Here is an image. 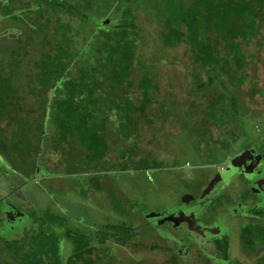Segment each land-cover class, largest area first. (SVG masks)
<instances>
[{
    "label": "rangeland",
    "instance_id": "374dc122",
    "mask_svg": "<svg viewBox=\"0 0 264 264\" xmlns=\"http://www.w3.org/2000/svg\"><path fill=\"white\" fill-rule=\"evenodd\" d=\"M25 1L14 2L19 6V21L9 16L0 21V66L5 72L14 69L12 48L21 46L16 83L21 87L24 109L17 116L18 131L16 122L6 131L15 130L21 139L26 138V130V135L32 131L31 140L39 135L36 142L41 150L25 156L13 149L14 140L5 139V151H0V264L15 261L16 254L22 256L30 241L39 249L44 234L68 256L72 246L65 231L100 234L105 224L118 222L137 227L135 241L146 244H106H113L116 256L123 260L135 257L147 264H171L170 252L163 249L172 246L181 251L180 258L186 261L183 264H221L219 252L207 240V231L211 232L207 226L211 225L230 238L231 259L223 264H256L264 246L247 254L240 244L239 227L254 220L247 216L253 203L264 207V158L256 177L230 169L207 199L201 196L215 179L216 167L241 149L252 145L264 156V45L255 41L250 45L247 81L231 83L223 74L209 85L208 72L192 62L186 45H162L155 0H135L132 5L142 27L138 45L142 62L136 63L132 79L136 83L140 71L151 73L157 85L152 93L154 103L133 126V112L130 117L125 112L121 115L113 108L115 101L103 102L107 107L100 118H108L111 151L105 161L91 162L73 140L57 147L58 135L52 133L55 89L46 96L26 84L27 80L35 84L34 63L49 46L43 45L42 33L32 32L33 39L27 40L31 31L24 24L31 13L21 8ZM94 1L109 7L107 17H114L111 1ZM11 3L4 0L2 5L9 7ZM66 18L72 26L73 44L81 47L85 35L80 19ZM50 31H54L53 26ZM126 88L136 102L140 101L136 85L133 90L130 85ZM220 94H226L227 101L215 104L210 111ZM231 94L238 110L228 101ZM27 143L22 140L19 145L22 148ZM186 195L194 199L185 203ZM179 208L196 211L193 226L201 232L189 229L186 223L179 227L169 220L161 223L168 211Z\"/></svg>",
    "mask_w": 264,
    "mask_h": 264
},
{
    "label": "trees",
    "instance_id": "16d2710c",
    "mask_svg": "<svg viewBox=\"0 0 264 264\" xmlns=\"http://www.w3.org/2000/svg\"><path fill=\"white\" fill-rule=\"evenodd\" d=\"M3 1L0 0V21L8 16L19 21L16 13L19 6L14 2L20 0H10L9 7L2 5ZM109 1L115 12L112 18L107 17L109 7L94 0H28L21 7L31 13L25 14L24 25L31 31L27 40L33 39L32 32L42 33L43 45L49 46L41 51L39 60L34 63L35 84L31 80L26 84L29 88L34 87L37 94L46 96L55 89L52 133L58 135L57 147L73 140L82 147L84 157L91 162L105 161L111 151L108 118H100L107 107L103 102L115 101L113 108L121 115L125 112L130 117L133 112V126H136L137 117L153 104L152 93L157 89L149 71H140L137 82L131 81L136 63L142 62L138 57L142 27L132 5L135 0ZM154 8L160 16L158 32L162 45L166 48L186 45L192 62L208 72L209 85L223 74L231 83L239 81L242 84L248 80L245 69L251 55L250 45L254 41L264 45V0H155ZM67 16L80 19L85 35L83 47L73 44L72 26ZM52 26L53 32L50 31ZM18 47L12 48L10 54L14 69L5 72L0 66V151H5L4 141L7 139L1 134L2 123L10 126L17 121L18 115L13 111L22 107L21 87L16 83V70L21 64V46ZM129 85L132 88L136 85L140 101L136 102L127 93ZM225 96L220 94L210 106V111H214L215 104L227 101ZM228 97L233 110H238L235 96L231 94ZM26 132L29 131H25V139L17 138V132H12L10 137L15 142L13 149L25 156L41 150L39 142H36L39 135L31 140L33 132L27 135ZM22 140L28 143L21 148L19 142ZM77 144L75 147H79ZM31 170H36V163ZM96 186L102 188L98 182ZM249 211L248 216L254 220L239 227V240L247 254H254L264 246V207L252 206ZM136 228L118 222L105 224L99 229L100 234L94 235L67 230L65 236L72 246L68 256L58 244H53L50 235L44 234L39 249L34 241H30L27 251L22 256L16 254L15 261H10V264H147L135 257L133 261L130 260L132 257L123 260L116 256L117 249L113 244L106 246L109 242L127 247L146 246L135 241ZM215 247L221 256L217 259L222 261L221 264L231 259L229 236L216 239ZM163 251L170 252L168 260L171 264L186 262L180 258L181 251L172 246L164 247ZM256 264H264V254Z\"/></svg>",
    "mask_w": 264,
    "mask_h": 264
},
{
    "label": "flooded vegetation",
    "instance_id": "af4514ba",
    "mask_svg": "<svg viewBox=\"0 0 264 264\" xmlns=\"http://www.w3.org/2000/svg\"><path fill=\"white\" fill-rule=\"evenodd\" d=\"M263 158H264L263 154L261 152L257 151L256 149H254L252 145H249V146L241 149L235 155L231 156L230 158H227V160L225 162H221V163H224L222 166L216 167L215 176L213 175L215 179L213 180L211 178L213 181L210 184V188L207 189L206 191H204L203 192L204 194L201 197H203V200L207 199L209 197L208 195H210L211 192H213V190H215L216 186L225 181V179L227 177L226 174H229L228 170H230V169H231V171H233V169H234L235 171H238L241 174H249L252 176H254L255 174H258V172L260 170V164H261ZM254 177H256V176H254ZM211 179L208 182H210ZM253 181H255V180H253ZM258 181L262 182V180H258ZM207 183H206V186H207ZM252 188L255 192L257 191L255 187H252ZM200 195H201V193H200ZM193 199H194L193 196L188 195L185 197V200H183V201L185 203H187V202H191ZM259 204L260 203H257V204L253 203L252 206H254V205L259 206ZM186 208H179L178 211H175V212L168 211L166 216L164 217V219L161 220V223L163 221L165 222V221L169 220L170 222H172L173 225H175V227H179L183 223H186V225H189L188 226L189 229H191L193 227L194 230L201 232L200 227H194L193 226V222L196 218V211H192V212L190 210L187 211ZM247 216H248V213H247ZM208 229H211V232L207 231V234L210 233V237L207 238V240L211 241L214 247H215V240L216 239L223 238L225 235H227V234L222 233V231L220 229H218V227H214V226L209 225V226H207V230ZM203 232H204V230H203Z\"/></svg>",
    "mask_w": 264,
    "mask_h": 264
},
{
    "label": "crops",
    "instance_id": "0c3cea01",
    "mask_svg": "<svg viewBox=\"0 0 264 264\" xmlns=\"http://www.w3.org/2000/svg\"><path fill=\"white\" fill-rule=\"evenodd\" d=\"M1 56H2V54L0 55V61H2V60H1ZM131 81L133 82V79H132V78H131ZM126 89H127V88H126ZM132 90H133V88H132ZM35 91H37V90H35ZM36 93H37V92H36ZM153 103H154V102H153ZM151 106H152V105H151ZM151 106H149V107H151ZM149 107H148V108H149ZM148 108H147V109H148ZM23 109H24V108H22V107H21V109L18 108V109H16V110H14L13 113H15L16 115H19L20 112L23 111ZM114 109H115V108H114ZM118 116H119V115H118ZM15 122L17 123L15 130H18V127H19V126H18V121H13V122L10 124V126H12V124L15 123ZM2 127H3V130H2V132H1V134H3L4 136H6L7 139H10L12 132H16L15 130H14V131L11 130L10 132H9V131L7 132V131H6V127H9V126H6L5 122L2 123ZM8 133H10V134L8 135ZM82 152H83V151H82ZM83 157H84V156H83Z\"/></svg>",
    "mask_w": 264,
    "mask_h": 264
},
{
    "label": "water",
    "instance_id": "95a60500",
    "mask_svg": "<svg viewBox=\"0 0 264 264\" xmlns=\"http://www.w3.org/2000/svg\"><path fill=\"white\" fill-rule=\"evenodd\" d=\"M186 196H188V195H186ZM186 196H185V197H186ZM184 200H185V198H184Z\"/></svg>",
    "mask_w": 264,
    "mask_h": 264
}]
</instances>
